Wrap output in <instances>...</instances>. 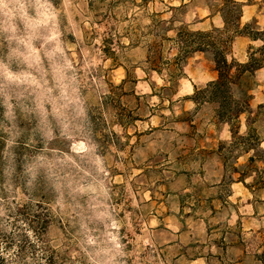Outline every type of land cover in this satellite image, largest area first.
I'll list each match as a JSON object with an SVG mask.
<instances>
[{
    "label": "rangeland",
    "instance_id": "rangeland-1",
    "mask_svg": "<svg viewBox=\"0 0 264 264\" xmlns=\"http://www.w3.org/2000/svg\"><path fill=\"white\" fill-rule=\"evenodd\" d=\"M222 1L0 0L2 233L19 224L15 233L41 241L53 264L231 263L209 254L192 262L195 249L183 258L160 244L219 238L223 216L197 204L201 179L215 175L217 157L237 172L236 159L264 138V68L231 86L242 111L229 124L216 102L196 97L213 57L190 52L174 65L179 33L223 28ZM235 1L253 6L241 27L256 10L261 30L264 0ZM238 36L227 59L245 63L261 42ZM215 118L236 131L229 146L208 139ZM203 214L209 221L195 224Z\"/></svg>",
    "mask_w": 264,
    "mask_h": 264
},
{
    "label": "crops",
    "instance_id": "crops-1",
    "mask_svg": "<svg viewBox=\"0 0 264 264\" xmlns=\"http://www.w3.org/2000/svg\"><path fill=\"white\" fill-rule=\"evenodd\" d=\"M252 7L242 5L241 19L244 18L245 8L253 10ZM201 11L204 12L203 16L207 15L211 20L216 17V14H213L206 5L201 7ZM255 11L252 12L256 13ZM254 13L249 16L245 24L258 23ZM203 23L204 21L200 24ZM221 23L223 24V22ZM237 38L242 44L251 42L245 36H238ZM198 53L202 56L211 55L209 52ZM202 71V74H208V72ZM205 79H207L206 83L214 81L217 79V72L215 70L210 72L209 77ZM213 123L214 126L207 135L208 139H213L216 144L226 143L229 146L234 140L229 125L218 122L216 118ZM250 123L249 117L244 118V123L240 125L237 131L241 137L247 136L249 132L247 125ZM258 154H264V138L260 140L257 146L244 150L242 155L236 159L234 167L237 168V172L230 173L220 157H217L213 159L216 164L215 175L201 179L202 183L205 182L206 187L204 189L207 193L202 197L203 199L198 197L200 199H198L197 204L208 205L205 212L208 214L207 217L223 216L217 223L218 228L216 230H219V238L216 241H212L209 237L208 241H162L160 244L167 245L169 248H177L178 254L176 256L183 258H186L189 250L195 249L198 252L193 254L196 257L191 258L192 262L209 254L215 255L223 262L229 261L230 264H264V158L257 156ZM240 169L241 174L244 173L243 170L247 171L242 178L239 173ZM171 196L178 199L177 194ZM196 207L197 205L189 212L194 213ZM204 214L202 218L194 219V223L199 224L201 222L205 225L209 220ZM206 250H210V253H205Z\"/></svg>",
    "mask_w": 264,
    "mask_h": 264
},
{
    "label": "trees",
    "instance_id": "trees-1",
    "mask_svg": "<svg viewBox=\"0 0 264 264\" xmlns=\"http://www.w3.org/2000/svg\"><path fill=\"white\" fill-rule=\"evenodd\" d=\"M222 2L223 6L218 13L222 18L223 28H213L209 31H182V35L179 33L183 42L179 55L174 58V65L178 69L181 68L190 52H209L212 55L217 79L207 83L201 91H196V97L199 95L202 102H216L219 106L218 118L231 124V121L236 119L242 111L239 109L242 103L231 99V86H236L243 75H252L258 69L264 68V26L261 30L254 29L252 22L241 27L242 4L235 0H223ZM228 27H233L232 35L213 36L214 33H218L220 36L225 34L229 31ZM238 35L261 42V46L250 53L248 61L245 63L228 62L227 59L231 41ZM234 67H236V71L232 73ZM246 99L248 101L250 96H247ZM248 108L247 102L245 109ZM247 126L250 129V124ZM232 133L235 136L236 131L233 129ZM240 140L246 141L243 138ZM13 225L15 230L9 234L0 231V264H53L48 259L46 247L41 241H30L26 235H17L15 231L19 234L20 225ZM30 226V224H26L27 228ZM14 234L21 238H14Z\"/></svg>",
    "mask_w": 264,
    "mask_h": 264
}]
</instances>
